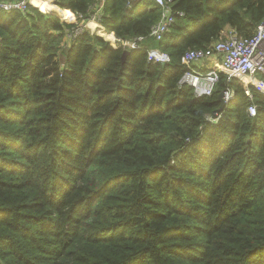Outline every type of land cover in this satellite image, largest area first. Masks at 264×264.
<instances>
[{
  "label": "trees",
  "instance_id": "16d2710c",
  "mask_svg": "<svg viewBox=\"0 0 264 264\" xmlns=\"http://www.w3.org/2000/svg\"><path fill=\"white\" fill-rule=\"evenodd\" d=\"M97 1L0 10V264H264V93L179 83L188 49L251 35L264 0H173L161 40L153 0H105L74 34Z\"/></svg>",
  "mask_w": 264,
  "mask_h": 264
},
{
  "label": "built area",
  "instance_id": "2783aa9c",
  "mask_svg": "<svg viewBox=\"0 0 264 264\" xmlns=\"http://www.w3.org/2000/svg\"><path fill=\"white\" fill-rule=\"evenodd\" d=\"M105 0H98L92 7L88 19L81 22L73 29L77 34L82 29L96 32L100 24L101 10ZM132 1L128 0L127 5L131 6ZM161 10L159 20L150 27V36L155 40H161L176 16H182L183 12L174 10L173 0H153ZM32 0H0V10L27 12ZM67 21L74 22L76 17L70 14ZM90 21L98 23V27L92 29ZM103 27V26H102ZM142 37L136 38L133 42L127 43L132 48L138 47ZM148 58L155 61H166L168 56L157 50H149ZM185 71L179 79L180 84H186L193 88L196 96H209L213 93L219 81V72L224 71L227 78H235L243 85L245 94L252 98L250 86H253L261 93H264V19L255 27L254 32L249 36L239 35L234 28L226 27L211 45L206 48L188 49L184 54ZM205 60H210L211 65L206 68H199ZM225 104L233 98L232 91H223ZM250 116L256 114V105L251 104L247 109Z\"/></svg>",
  "mask_w": 264,
  "mask_h": 264
},
{
  "label": "crops",
  "instance_id": "0c3cea01",
  "mask_svg": "<svg viewBox=\"0 0 264 264\" xmlns=\"http://www.w3.org/2000/svg\"><path fill=\"white\" fill-rule=\"evenodd\" d=\"M46 0H32L33 4L43 6ZM212 62L210 60H205L201 65H199V68L203 67L206 68L207 66L211 65Z\"/></svg>",
  "mask_w": 264,
  "mask_h": 264
},
{
  "label": "water",
  "instance_id": "95a60500",
  "mask_svg": "<svg viewBox=\"0 0 264 264\" xmlns=\"http://www.w3.org/2000/svg\"><path fill=\"white\" fill-rule=\"evenodd\" d=\"M127 52H128L127 50L124 51L123 57L126 55ZM223 96H224V93L220 92L219 95H218V99H219L221 105L216 111H220L223 108L224 104H225Z\"/></svg>",
  "mask_w": 264,
  "mask_h": 264
},
{
  "label": "bare ground",
  "instance_id": "6f19581e",
  "mask_svg": "<svg viewBox=\"0 0 264 264\" xmlns=\"http://www.w3.org/2000/svg\"><path fill=\"white\" fill-rule=\"evenodd\" d=\"M95 25H98V23H96L95 21H90L89 26H90L92 29H94V26H95Z\"/></svg>",
  "mask_w": 264,
  "mask_h": 264
},
{
  "label": "rangeland",
  "instance_id": "374dc122",
  "mask_svg": "<svg viewBox=\"0 0 264 264\" xmlns=\"http://www.w3.org/2000/svg\"><path fill=\"white\" fill-rule=\"evenodd\" d=\"M51 1V0H50ZM69 20V19H68ZM74 22H76V21H74Z\"/></svg>",
  "mask_w": 264,
  "mask_h": 264
}]
</instances>
